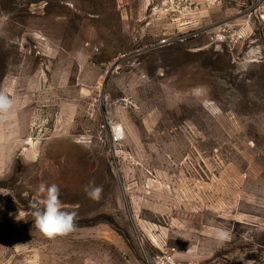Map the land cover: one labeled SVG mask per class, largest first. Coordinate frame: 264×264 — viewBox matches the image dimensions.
I'll list each match as a JSON object with an SVG mask.
<instances>
[{"label": "rangeland", "instance_id": "obj_1", "mask_svg": "<svg viewBox=\"0 0 264 264\" xmlns=\"http://www.w3.org/2000/svg\"><path fill=\"white\" fill-rule=\"evenodd\" d=\"M151 1L0 0L14 104L0 122V264H149L166 250L264 264V29L238 44L187 37ZM172 33L185 39L153 47ZM41 184L77 211L72 233L35 228Z\"/></svg>", "mask_w": 264, "mask_h": 264}, {"label": "built area", "instance_id": "obj_2", "mask_svg": "<svg viewBox=\"0 0 264 264\" xmlns=\"http://www.w3.org/2000/svg\"><path fill=\"white\" fill-rule=\"evenodd\" d=\"M152 13H166L174 17L175 27L185 26L191 31L187 37H197L204 33L212 34V42L238 44L245 41L253 29H264V0H152ZM159 3V4H158ZM213 9L228 14L213 26L201 27L200 17L208 16ZM204 21V18H203ZM183 36L172 33L158 41L153 47L169 45L184 40ZM109 141L118 152L124 137L121 124L109 125ZM149 264H196L193 261H179L170 250L161 251L151 257Z\"/></svg>", "mask_w": 264, "mask_h": 264}, {"label": "clouds", "instance_id": "obj_3", "mask_svg": "<svg viewBox=\"0 0 264 264\" xmlns=\"http://www.w3.org/2000/svg\"><path fill=\"white\" fill-rule=\"evenodd\" d=\"M14 104L7 94L0 91V122L10 120L13 113ZM84 192L89 199L98 201L101 198L103 188L94 183L84 187ZM41 199L30 201L34 226L39 232L49 238L54 239L72 233L76 228L77 211L69 210L60 199V189L56 184L44 185L39 187ZM213 238L218 243H223L230 239V233L217 228Z\"/></svg>", "mask_w": 264, "mask_h": 264}, {"label": "trees", "instance_id": "obj_4", "mask_svg": "<svg viewBox=\"0 0 264 264\" xmlns=\"http://www.w3.org/2000/svg\"><path fill=\"white\" fill-rule=\"evenodd\" d=\"M7 71V58L5 57L4 53L0 51V84L6 76Z\"/></svg>", "mask_w": 264, "mask_h": 264}, {"label": "water", "instance_id": "obj_5", "mask_svg": "<svg viewBox=\"0 0 264 264\" xmlns=\"http://www.w3.org/2000/svg\"><path fill=\"white\" fill-rule=\"evenodd\" d=\"M112 70H113V69H111V70L108 72V75H109L110 72H112Z\"/></svg>", "mask_w": 264, "mask_h": 264}]
</instances>
